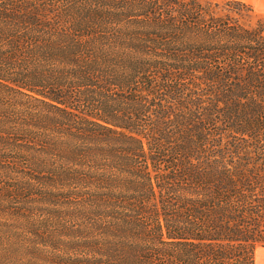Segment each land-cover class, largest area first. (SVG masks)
I'll list each match as a JSON object with an SVG mask.
<instances>
[{
	"label": "trees",
	"instance_id": "trees-1",
	"mask_svg": "<svg viewBox=\"0 0 264 264\" xmlns=\"http://www.w3.org/2000/svg\"><path fill=\"white\" fill-rule=\"evenodd\" d=\"M220 4L0 0V264H255L264 22Z\"/></svg>",
	"mask_w": 264,
	"mask_h": 264
},
{
	"label": "rangeland",
	"instance_id": "rangeland-1",
	"mask_svg": "<svg viewBox=\"0 0 264 264\" xmlns=\"http://www.w3.org/2000/svg\"><path fill=\"white\" fill-rule=\"evenodd\" d=\"M212 1H215L217 3H223L224 1H230V0H212ZM233 1H239V2L245 3L246 5H249L253 10L254 16L250 15L246 11H242V10L239 12V15H236V14L234 15L232 13V11H234V10H232L228 6H223L222 4H220L218 7H212V10H213L212 13L208 12L205 15V18L208 19L210 16H214L216 18L225 19V15H226V17H230L231 19H235L236 17H238L239 23L245 29L255 28V27L258 28L261 25H263V22H264V0H233ZM229 132H231V131H229ZM234 135H236V134H233L232 132L230 134L226 135V137H228V139H225V141L228 144L225 146V148L227 149L228 153H232L233 151H235L236 145L240 147L241 144H239V143L243 142L241 140H236V139H240L242 137L234 136ZM245 139H247V138H245ZM249 143H250V141H245L243 146L241 147V149H243L247 146L250 147L251 144H249ZM255 258H256L257 264H264V248L263 247L258 246L256 248Z\"/></svg>",
	"mask_w": 264,
	"mask_h": 264
},
{
	"label": "crops",
	"instance_id": "crops-1",
	"mask_svg": "<svg viewBox=\"0 0 264 264\" xmlns=\"http://www.w3.org/2000/svg\"><path fill=\"white\" fill-rule=\"evenodd\" d=\"M255 264H257L256 258H255Z\"/></svg>",
	"mask_w": 264,
	"mask_h": 264
}]
</instances>
